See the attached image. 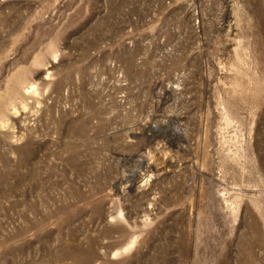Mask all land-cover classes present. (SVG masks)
<instances>
[{
  "label": "rangeland",
  "instance_id": "rangeland-1",
  "mask_svg": "<svg viewBox=\"0 0 264 264\" xmlns=\"http://www.w3.org/2000/svg\"><path fill=\"white\" fill-rule=\"evenodd\" d=\"M0 264H264V0H0Z\"/></svg>",
  "mask_w": 264,
  "mask_h": 264
},
{
  "label": "bare ground",
  "instance_id": "bare-ground-1",
  "mask_svg": "<svg viewBox=\"0 0 264 264\" xmlns=\"http://www.w3.org/2000/svg\"><path fill=\"white\" fill-rule=\"evenodd\" d=\"M33 90H34V85H31L30 88L27 89V91H29V92H32Z\"/></svg>",
  "mask_w": 264,
  "mask_h": 264
}]
</instances>
